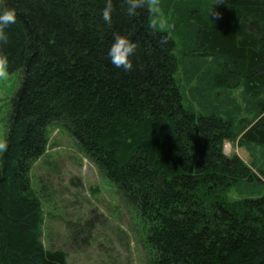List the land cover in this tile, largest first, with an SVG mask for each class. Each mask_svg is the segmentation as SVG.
I'll list each match as a JSON object with an SVG mask.
<instances>
[{"label":"trees","instance_id":"trees-1","mask_svg":"<svg viewBox=\"0 0 264 264\" xmlns=\"http://www.w3.org/2000/svg\"><path fill=\"white\" fill-rule=\"evenodd\" d=\"M218 1L193 16L195 42L180 50L187 85L199 78L190 91L197 110L184 103L176 42L153 32L146 9L128 17L125 0H114L108 26L105 0H5L18 10L4 48L8 71L22 80L0 166V264H67L42 241L43 207L31 186L55 126L141 217L152 264H264V194L227 198L240 183L264 186V169L225 153L227 142L264 147V0ZM115 32L137 43L130 72L105 55ZM200 57L197 71L190 64ZM238 88L251 120L238 119L230 94Z\"/></svg>","mask_w":264,"mask_h":264},{"label":"rangeland","instance_id":"rangeland-1","mask_svg":"<svg viewBox=\"0 0 264 264\" xmlns=\"http://www.w3.org/2000/svg\"><path fill=\"white\" fill-rule=\"evenodd\" d=\"M219 4L218 0H159V19L165 24L163 31L176 42L181 58L177 78L183 89L184 103L197 110L203 105L195 99L196 93L191 95L190 91L197 86L199 78L187 85L180 50L195 42L194 30L198 25L193 16L201 13V9L211 10ZM207 60L206 67H212V58ZM196 61L199 66L196 63L190 66L200 71L203 59L196 58ZM21 80L20 70L0 79V145H4L6 139L12 100ZM230 94L242 109L238 119L251 120L243 88ZM49 140L45 155L31 171V186L43 207L42 241L46 249L63 250L68 257L67 264H152L154 254L144 236L146 225L123 201L115 185L104 178L66 130L52 127ZM3 149H0V166ZM225 153L229 160L239 157L254 172L264 169V147L227 142ZM262 194L263 185L240 183L228 191L227 198L232 202Z\"/></svg>","mask_w":264,"mask_h":264},{"label":"clouds","instance_id":"clouds-1","mask_svg":"<svg viewBox=\"0 0 264 264\" xmlns=\"http://www.w3.org/2000/svg\"><path fill=\"white\" fill-rule=\"evenodd\" d=\"M125 3L127 7L124 12L128 17H135L138 10L146 9L151 17L149 27L153 32L164 30L165 24L159 19L161 12L159 0H125ZM17 11L16 8L7 7L5 0H0V79H6L9 75V56L5 53L4 48L10 43L8 29L16 23ZM114 12V0H105L104 7L101 9V19L106 25L111 26ZM213 15L219 14L213 12ZM167 39L166 35H161L160 44L162 46L166 44ZM136 49L137 43L128 35L115 32L105 55L115 68L130 72L134 69L132 57L135 55ZM4 147V145H0V149Z\"/></svg>","mask_w":264,"mask_h":264},{"label":"water","instance_id":"water-1","mask_svg":"<svg viewBox=\"0 0 264 264\" xmlns=\"http://www.w3.org/2000/svg\"><path fill=\"white\" fill-rule=\"evenodd\" d=\"M230 161L228 160V163H229Z\"/></svg>","mask_w":264,"mask_h":264}]
</instances>
